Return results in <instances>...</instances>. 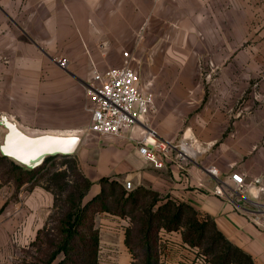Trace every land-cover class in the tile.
<instances>
[{"label":"crops","instance_id":"crops-1","mask_svg":"<svg viewBox=\"0 0 264 264\" xmlns=\"http://www.w3.org/2000/svg\"><path fill=\"white\" fill-rule=\"evenodd\" d=\"M124 51L155 107L121 135L93 132L88 83L95 69L121 66ZM9 121L30 135L80 138L72 155L94 182L86 200L102 177L131 180L191 204L264 264V0H0V152ZM149 130L190 142L195 158L181 166L172 152L156 167L139 150ZM24 186L15 198L0 180V264L21 261L54 205L51 192ZM95 222L100 264H132L130 219L101 212ZM160 247V264H210L181 231L161 230Z\"/></svg>","mask_w":264,"mask_h":264},{"label":"trees","instance_id":"trees-1","mask_svg":"<svg viewBox=\"0 0 264 264\" xmlns=\"http://www.w3.org/2000/svg\"><path fill=\"white\" fill-rule=\"evenodd\" d=\"M60 157L70 162L74 169L75 177L71 182L66 180L65 170L52 171ZM44 175L50 184L45 187L52 191L55 202L47 223L32 241V245H45L37 262L100 264V234L95 215L110 212L131 221L125 242L134 257L132 264L161 263L160 232L163 229L181 231L184 241L197 247L210 264H256L250 254L218 229L213 218L202 216L187 202L172 200L143 186L127 190L110 177H102L99 180L101 191L85 202L94 182L80 170L76 156L52 155L41 165L26 168L0 154V179L4 184L10 182L20 189L29 182L36 184L35 181ZM57 180L62 181L58 183Z\"/></svg>","mask_w":264,"mask_h":264},{"label":"built area","instance_id":"built-area-1","mask_svg":"<svg viewBox=\"0 0 264 264\" xmlns=\"http://www.w3.org/2000/svg\"><path fill=\"white\" fill-rule=\"evenodd\" d=\"M123 57V64L119 67L105 71L95 69L92 80L88 83V98L91 104L89 130L93 132L121 135L126 129L146 120L155 107V93L144 91L139 86V75L132 66L130 52L124 51ZM56 61L61 68H68L67 57H59ZM158 136L155 130H149L139 145L140 153L153 161L156 167H164L166 162L172 159V152H175L181 166L195 158L197 152L190 142L175 143ZM207 170L213 175H218L215 166H210ZM231 179L238 189L245 187V177L240 172H232ZM124 186L127 190L133 189L131 180H126ZM259 191L264 198V186H261ZM215 193L224 194L221 185ZM256 204L264 227V201Z\"/></svg>","mask_w":264,"mask_h":264},{"label":"water","instance_id":"water-1","mask_svg":"<svg viewBox=\"0 0 264 264\" xmlns=\"http://www.w3.org/2000/svg\"><path fill=\"white\" fill-rule=\"evenodd\" d=\"M7 127L8 133L1 147V154L27 168L41 165L48 156L73 154L80 141L75 135H30L10 121L7 122Z\"/></svg>","mask_w":264,"mask_h":264},{"label":"rangeland","instance_id":"rangeland-1","mask_svg":"<svg viewBox=\"0 0 264 264\" xmlns=\"http://www.w3.org/2000/svg\"><path fill=\"white\" fill-rule=\"evenodd\" d=\"M0 153H2V152H0ZM72 155V154H71ZM16 162V161H15ZM56 166L54 167V169H52V171L54 172V171H61V170H65L66 172H67V176H66V180H68V181H70V180H72V179H74V169L72 168V166H71V163L70 162H66L65 161V159L64 158H62V157H60V158H58L57 159V161H56ZM21 165V164H20ZM24 166V165H23ZM26 167V166H25ZM80 167V166H79ZM27 168V167H26ZM81 170V169H80ZM82 171V170H81ZM52 172V173H53ZM52 175V174H51ZM48 179V177L46 176V175H44V176H40L39 177V179H37L35 182H36V184L33 182H29V183H27V184H25V186H24V188H23V190H26V191H30V190H32L33 188H35V187H41V188H43V189H45V190H47V191H49V192H51L52 193V191H50V190H48V189H46V187L45 186H47V185H50L49 184V181L47 180ZM1 180V179H0ZM61 181L62 180H57L56 182H60L61 183ZM71 182V181H70ZM2 184H4V183H2ZM5 184H8V183H5ZM9 184H10V182H9ZM54 185V184H53ZM53 185H51V186H53ZM13 186H14V193H13V195H12V197H15L16 198V196L18 195V191H19V189L13 184ZM53 194V193H52ZM53 196H54V194H53ZM63 196L65 197V193L63 194ZM84 201L86 202L87 200H86V198L84 199ZM54 202H55V197H54ZM53 207H54V205H53ZM53 212V208H52V210H51V212L48 214V216L46 217V219H45V222H44V226H45V224L47 223V221H48V219H49V216L51 215V213ZM98 214V213H97ZM96 214V215H97ZM96 215H95V218H96ZM127 218V217H126ZM49 225H51V223L49 224ZM95 225H96V222H95ZM130 225H131V221H130ZM43 226V227H44ZM42 227V228H43ZM97 227V226H96ZM41 228V229H42ZM98 228V227H97ZM99 230V229H98ZM44 249H45V245L44 244H39L38 246L37 245H32V241L30 242V243H28L27 245H26V247L24 248V249H22L20 252H19V256L21 257V261L23 260L24 262V264H42V262H37L36 261V259H37V257L38 256H40V255H42V250L44 251ZM132 257H133V254H132ZM133 259H134V257H133ZM20 261V262H21ZM134 261V260H133ZM133 261H132V263H133Z\"/></svg>","mask_w":264,"mask_h":264}]
</instances>
